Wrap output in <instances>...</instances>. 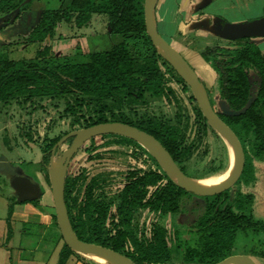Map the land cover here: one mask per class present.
Segmentation results:
<instances>
[{
    "label": "rangeland",
    "instance_id": "374dc122",
    "mask_svg": "<svg viewBox=\"0 0 264 264\" xmlns=\"http://www.w3.org/2000/svg\"><path fill=\"white\" fill-rule=\"evenodd\" d=\"M62 2L63 0H34L29 11H34L35 14L41 10L55 11L61 7ZM39 16L40 13L34 17L35 24H32L30 29L26 22L21 21L3 26V29H8L4 32L0 25V67L4 62L13 61H24L27 65L35 64L41 68L81 64L89 62V54L82 55L83 51L92 54L109 52L122 42L119 35L111 34L107 17L95 16L91 24L84 29L63 23L56 30L54 40L31 44L24 34L29 36L35 25H38ZM2 19L0 18V23ZM7 19L6 17L5 20ZM6 33L8 36L5 35ZM224 34V36L222 34L216 36L195 30L190 34L189 42L201 51L198 54L205 59L204 54L209 49L215 48L217 44L226 46L228 42L236 41L234 38H228L226 32ZM162 36L199 74L201 59L198 56L191 57L169 35L162 34ZM182 40L179 44L184 47L188 42ZM248 40L259 48L264 47V38ZM54 41H57V45ZM131 51L139 63L145 64L144 66L153 64L152 60L148 61L142 56L139 59L136 50ZM40 52H46L45 56H39ZM152 54L150 53L153 58ZM210 72L212 73L211 70ZM252 76L253 81L256 77L254 74ZM210 80L207 78L208 83L204 88L212 91L216 112L228 116L230 112L226 110L218 93L213 89L214 78L212 82ZM169 87L173 91L170 100L164 96L148 93L138 102H135L134 98L127 99L124 95L117 100L105 101L104 104L108 109L104 112V116L108 120L126 121L144 129L152 127L163 136L174 134L179 144L194 149L184 165L186 174L194 180H213L217 183L233 166L231 148L210 126L208 135L200 138L194 113L196 104L190 101V98L194 97L192 91L183 92L182 86L175 82L170 83ZM27 98L28 94L18 97V100L9 104L0 103V142L6 144V151L11 158L9 171L14 170L24 176L26 172L34 171L33 164H29L32 163L31 161L40 162L45 148L53 140L86 129L90 120H98L101 117L98 114L99 109L92 111L93 113H87L85 109L84 118L80 120L68 116L66 114L68 103L75 105V96L38 98L32 102L27 101ZM239 140L245 153L244 172L236 185L223 193L225 199L223 198L221 205L222 209L226 205H231L235 214L245 216L255 224L256 228L245 232L238 230L233 244L227 249L216 245L208 247L206 236L209 233H205L200 227L201 219L206 215L207 205L213 203L217 196L198 197L187 193L183 195L180 211L176 215L142 209L130 211L124 209L122 214L119 213L124 189L129 183L128 177L132 171L141 170V174H144L154 170L165 176L162 186L169 181L141 144L129 138L103 136L99 141L88 142L75 156L69 169V178L72 182L70 202L74 206V214L80 218V225L88 232V238L93 240L96 236H100L103 240L109 241L119 232L129 234L132 240L126 242L122 251L129 257H142V247L155 245L154 233L165 229L167 248L163 254L162 264H219L238 255L251 256L259 264H264L262 258L264 255V161L255 156L251 136L239 132ZM71 141L63 145L59 153L53 155L55 161L62 158L63 153L69 149ZM7 147H10L11 151ZM155 190L156 188L149 189V197ZM240 196L252 197V203L243 211L236 207ZM42 203L48 204L51 208L50 213L47 214L48 225L60 231L54 204L46 200ZM78 258L89 264H99L90 256H78Z\"/></svg>",
    "mask_w": 264,
    "mask_h": 264
},
{
    "label": "trees",
    "instance_id": "16d2710c",
    "mask_svg": "<svg viewBox=\"0 0 264 264\" xmlns=\"http://www.w3.org/2000/svg\"><path fill=\"white\" fill-rule=\"evenodd\" d=\"M145 1L63 0L58 10L45 11L40 24L28 39L31 44H42L47 40H53L56 30L63 23L74 25L77 29H84L89 26L95 16L107 17L111 34L119 35L122 42L109 52L89 55V62L81 64L41 68L35 64L27 65L24 61L4 62L0 67V103L9 104L26 94H28L29 102L38 98L55 99L75 96V105L68 103L66 109L68 116L77 117L80 120L84 118L85 109L87 113H93L92 111L99 109L98 114L101 117L98 120H90L87 128L112 122L138 128L154 136L170 152L186 174L184 165L191 157L193 147H183L177 142L174 134L163 136L152 127L144 129L142 126L126 121L108 120L104 116V112L108 109L104 102L117 100L121 95L127 99L134 98L135 102L143 100L148 93L164 96L170 100L173 91L169 84L172 82L182 86L183 92L190 91L186 82L158 53L147 36ZM33 2L34 0H0V15L13 13L17 17L20 13L29 10ZM131 50L134 52L136 50L135 53L139 59L142 56L143 59L152 60L153 64L144 66L145 64L139 63ZM150 53H153V58ZM45 54L46 52H40L39 56L43 57ZM204 58L215 77L214 90L218 93L226 110L237 114L243 111L253 99L242 114L220 115V117L238 138L239 132L251 136L255 156L264 161V55L261 49L251 42L230 41L226 46L217 44L215 48L209 49L204 54ZM253 74L256 78L252 81ZM190 101L196 104L194 113L200 138H202L208 135L210 127L194 97H191ZM62 138L53 140L45 148L40 163L34 166V171L41 173L47 184H50L48 169L53 157L52 150ZM100 139L92 141L96 142ZM164 179L163 174L154 170L144 174H141V170L132 171L128 177L129 183L124 189L119 213L122 214L124 209L128 211L142 209L162 214H178L180 201L187 193L170 180L162 186ZM70 187L72 188V182L68 178L66 204L79 239L122 253L126 242L132 240V237L125 232H119L109 241L103 240L100 236H96L95 240L88 238V232L80 225V218L74 214V206L70 202ZM150 188H156V190L149 197ZM224 195L217 196L213 203L207 205L206 215L201 219V230L209 233L206 236L208 247L216 245L227 249L233 244L238 230L245 232L256 228L251 220L235 214L231 205H226L222 209L221 201ZM251 203V196H240L236 207L243 211ZM101 210L104 211L103 208ZM165 235L166 230L160 229L154 233L155 245L149 244L142 247V257H128L135 264L164 263L163 254L167 248ZM66 249L72 252L67 246ZM76 256L79 255L76 254ZM262 258L264 259V255ZM83 262L89 264L86 261Z\"/></svg>",
    "mask_w": 264,
    "mask_h": 264
},
{
    "label": "crops",
    "instance_id": "0c3cea01",
    "mask_svg": "<svg viewBox=\"0 0 264 264\" xmlns=\"http://www.w3.org/2000/svg\"><path fill=\"white\" fill-rule=\"evenodd\" d=\"M209 1L161 0L156 11L160 34L169 35L191 57L198 56L201 59L199 74L205 83H208L207 78L211 82L214 78L215 82V77L205 59L198 54L201 51L189 42L190 34L198 30L224 36L223 30L228 25L252 24L264 20V0ZM42 12L39 11L38 22ZM38 14L28 11L19 21L26 22L30 29ZM1 30L4 32L8 29ZM5 35L8 36L7 33ZM26 35L24 37L28 39ZM181 39L188 42L185 48L179 44ZM54 43L57 45V41ZM260 49L264 55V47ZM7 148L11 151L10 147ZM8 155L6 144L0 142V264H85L76 254L66 249L61 232L47 223V214L51 208L42 202L46 200L54 204L50 184L37 171H28L25 176L14 170L9 171L12 163ZM31 162L29 165L33 166L40 163ZM28 186L31 189H27ZM28 193L36 194L37 197L32 201L22 200Z\"/></svg>",
    "mask_w": 264,
    "mask_h": 264
},
{
    "label": "water",
    "instance_id": "95a60500",
    "mask_svg": "<svg viewBox=\"0 0 264 264\" xmlns=\"http://www.w3.org/2000/svg\"><path fill=\"white\" fill-rule=\"evenodd\" d=\"M160 1L161 0L145 1V27L147 36L158 53L170 63L173 69L186 82L208 125L226 140L233 153V169L230 176L222 183L209 188L200 187L195 184L194 179H191L181 170L170 152L167 151V149H165V147L154 136L139 130L138 128L124 123L112 122L98 124L68 134L57 143L52 152L53 155L57 152L59 153L63 145L72 140L69 149L63 153L60 160L55 161L56 159L52 157L48 173L54 208L56 211V219L63 241L72 252L81 257H91L93 255L105 258L112 264H135L128 256L116 252L113 249L80 240L73 228L66 204L68 172L71 162L88 142L108 135L135 140L151 155L173 184L186 193L198 197H215L227 192L236 185L244 172L245 153L239 138L215 111L207 91L201 83L198 73L190 66L181 53L171 46L159 32L156 21V11ZM223 31L228 34V38L230 37L237 40L264 38V20L252 24L228 25ZM252 101L253 99L243 111L237 114L245 112ZM237 114L230 112L229 116ZM56 164L59 166L57 171L54 168ZM33 188L35 189V187ZM27 189L31 188L28 186ZM36 197V194L28 193L22 200L32 201ZM219 264L259 263L251 256L238 255L232 256Z\"/></svg>",
    "mask_w": 264,
    "mask_h": 264
},
{
    "label": "flooded vegetation",
    "instance_id": "af4514ba",
    "mask_svg": "<svg viewBox=\"0 0 264 264\" xmlns=\"http://www.w3.org/2000/svg\"><path fill=\"white\" fill-rule=\"evenodd\" d=\"M34 3V2H33ZM32 3V4H33ZM62 5V4H61ZM30 9V8H29ZM29 10H27V11H25V12H22V13H20L17 17H16V15L15 14H6V15H0V18L2 19V18H4V20L2 19V21H1V23H0V25H2V28H4L5 26H7V25H10V24H14L15 22H17V21H19L21 18H22V16L25 14V13H27ZM45 12V11H44ZM44 12H42L41 13V18H42V14L44 13ZM8 18L7 20H5V18ZM12 17V18H11ZM41 18H40V21H41ZM4 21V23L2 24V22ZM6 22V23H5ZM40 24V22L38 23V25ZM38 25H36V27L35 28H37L38 27ZM4 26V27H3ZM34 28V29H35ZM34 29L32 30V32L34 31ZM31 32V33H32ZM31 33L29 34V37H30V35H31ZM162 35V34H161ZM29 39V38H28ZM249 39H251V38H249ZM232 41H235V40H232ZM242 42V43H245V42H250L248 39H236V42ZM29 42V41H28ZM80 52V51H79ZM104 53V52H103ZM79 54H81V53H79ZM92 55V53H89V52H87V53H84V51L82 52V55ZM96 54V53H95ZM88 55V56H89ZM80 55H77V57H79ZM209 66V65H208ZM198 73V72H197ZM199 75V74H198ZM200 77V80H201V83L203 84V86H205L206 85V83H205V81L202 79V77L201 76H199ZM214 85H215V82H214ZM206 88V87H205ZM214 89V88H213ZM206 91H207V94H208V96H209V98H210V101H211V103H212V105H213V107H214V101H213V93H212V91L211 90H209V89H207L206 88ZM215 91V90H214ZM198 105V104H197ZM199 107V106H198ZM200 109V108H199ZM214 109H215V107H214ZM215 111H216V109H215ZM219 115V114H218ZM220 116V115H219ZM221 118V117H220ZM99 138H102V137H99ZM96 139H98V138H96ZM149 154V153H148ZM151 156V155H150ZM156 162V161H155ZM72 163V162H71ZM157 163V162H156ZM70 169V168H69ZM68 178H69V172H68ZM150 211V210H149Z\"/></svg>",
    "mask_w": 264,
    "mask_h": 264
},
{
    "label": "bare ground",
    "instance_id": "6f19581e",
    "mask_svg": "<svg viewBox=\"0 0 264 264\" xmlns=\"http://www.w3.org/2000/svg\"><path fill=\"white\" fill-rule=\"evenodd\" d=\"M54 168L57 171L59 169V166L56 164L54 166ZM232 169H233V167L230 169V171L227 173V175L223 176V178H221L219 181H217V183L214 182L213 180H194L195 184L197 186L206 187V188L216 186V185L222 183L223 181H225L230 176ZM90 258L99 264H112L110 261L106 260L105 258L99 257V256H93L92 255Z\"/></svg>",
    "mask_w": 264,
    "mask_h": 264
}]
</instances>
